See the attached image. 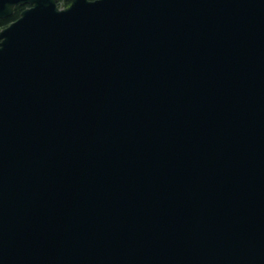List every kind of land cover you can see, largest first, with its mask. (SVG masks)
<instances>
[{
  "label": "water",
  "instance_id": "1",
  "mask_svg": "<svg viewBox=\"0 0 264 264\" xmlns=\"http://www.w3.org/2000/svg\"><path fill=\"white\" fill-rule=\"evenodd\" d=\"M0 264H264V0H0Z\"/></svg>",
  "mask_w": 264,
  "mask_h": 264
},
{
  "label": "flooded vegetation",
  "instance_id": "2",
  "mask_svg": "<svg viewBox=\"0 0 264 264\" xmlns=\"http://www.w3.org/2000/svg\"><path fill=\"white\" fill-rule=\"evenodd\" d=\"M88 1H95V0H88ZM29 2L14 4L11 8V13L8 16L0 17V31L7 28L12 23L16 22L20 17L21 14L28 9H31L34 6ZM72 0H55V5L58 10H64L71 6Z\"/></svg>",
  "mask_w": 264,
  "mask_h": 264
}]
</instances>
